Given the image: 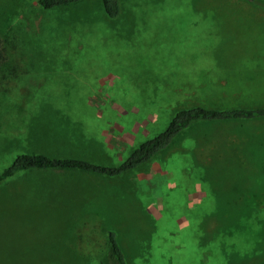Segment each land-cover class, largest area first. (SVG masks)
Listing matches in <instances>:
<instances>
[{
  "label": "rangeland",
  "instance_id": "obj_1",
  "mask_svg": "<svg viewBox=\"0 0 264 264\" xmlns=\"http://www.w3.org/2000/svg\"><path fill=\"white\" fill-rule=\"evenodd\" d=\"M119 2L111 19L99 0H0V39L28 61L18 79L0 65V171L20 153L113 165L178 109L264 107V7ZM89 218L125 264L264 260V117L193 122L115 177L15 173L0 183V264H117Z\"/></svg>",
  "mask_w": 264,
  "mask_h": 264
},
{
  "label": "trees",
  "instance_id": "obj_2",
  "mask_svg": "<svg viewBox=\"0 0 264 264\" xmlns=\"http://www.w3.org/2000/svg\"><path fill=\"white\" fill-rule=\"evenodd\" d=\"M81 0H37V4L43 9L66 7ZM250 5L264 7V0H243ZM104 15L108 18H116L120 12L119 0H99ZM20 41L17 37L0 39V65L7 66L10 77H3V80L17 78L27 73V57L20 51ZM0 83V89L6 90L4 81ZM264 117V107L253 108H207L203 106H192L181 108L174 112L164 128L153 137L137 143L128 154L118 163L104 165L90 162L74 157H55L42 153H20L0 171V183L13 176L19 171L37 170H80L90 172L104 177H115L131 169H134L148 162L158 151L166 148L174 137L184 128L193 122L202 121H226V120H247ZM93 220V227L98 235L99 248L104 250L109 247L117 264H125L124 256L119 247L115 233L112 230L104 231L102 228L97 231V221ZM95 221V222H94ZM99 229V228H98ZM103 235V237H102ZM255 264H264V260Z\"/></svg>",
  "mask_w": 264,
  "mask_h": 264
},
{
  "label": "crops",
  "instance_id": "obj_3",
  "mask_svg": "<svg viewBox=\"0 0 264 264\" xmlns=\"http://www.w3.org/2000/svg\"><path fill=\"white\" fill-rule=\"evenodd\" d=\"M63 198L66 199V197H63ZM75 198H76L75 196H73V197H72V196L67 197V199H69V200H73V201L76 200ZM76 203H77V202L74 201V204H76Z\"/></svg>",
  "mask_w": 264,
  "mask_h": 264
}]
</instances>
